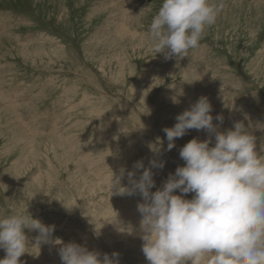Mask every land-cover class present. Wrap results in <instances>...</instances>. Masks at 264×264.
Masks as SVG:
<instances>
[{"label": "rangeland", "instance_id": "obj_1", "mask_svg": "<svg viewBox=\"0 0 264 264\" xmlns=\"http://www.w3.org/2000/svg\"><path fill=\"white\" fill-rule=\"evenodd\" d=\"M224 2L199 46L166 60L148 31L162 0H0V207L54 228L22 264H62L69 242L149 264L143 197L112 195V180L124 169L131 187L127 173L138 180L142 162L155 192L185 165L187 142L214 146L215 133L192 129L169 150L163 131L201 96L217 131L243 122L264 155V0ZM25 234L34 246L39 233Z\"/></svg>", "mask_w": 264, "mask_h": 264}, {"label": "clouds", "instance_id": "obj_2", "mask_svg": "<svg viewBox=\"0 0 264 264\" xmlns=\"http://www.w3.org/2000/svg\"><path fill=\"white\" fill-rule=\"evenodd\" d=\"M224 8V0H162L148 29L152 50L165 52L166 60L187 56ZM211 111L210 101L201 96L176 117L173 127L163 129L169 150L192 129L215 133V145L210 147L211 138L187 142L179 153L185 165L161 189L150 191L155 181L142 162L134 165L143 169L138 180L135 172L127 173L131 187L121 185L124 169L112 180V195L139 192L143 197L137 207L142 252L149 264H264V155L256 151V137L243 122L219 132ZM216 120L222 123L223 116ZM150 164L163 167L154 160ZM188 193H194L192 199L185 198ZM9 211L0 207V248L6 253L0 264H22L21 256L38 255L39 246L51 241L54 228L28 212ZM25 229L39 233L34 246H29ZM55 243L62 244L59 239ZM59 256L62 264H119V253L89 251L75 242L62 244Z\"/></svg>", "mask_w": 264, "mask_h": 264}]
</instances>
